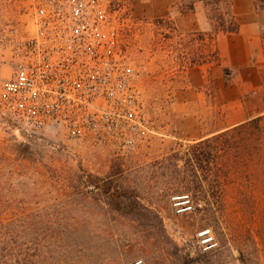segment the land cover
Instances as JSON below:
<instances>
[{
	"label": "rangeland",
	"instance_id": "1",
	"mask_svg": "<svg viewBox=\"0 0 264 264\" xmlns=\"http://www.w3.org/2000/svg\"><path fill=\"white\" fill-rule=\"evenodd\" d=\"M30 3L0 0V23L24 22ZM250 8L264 15L253 0H114L157 132L127 158L54 129L18 132L0 117V229L19 237L27 264H264V117L197 141L173 115L196 96L190 70L216 63L214 36ZM88 176L134 189L135 217L115 212ZM182 195L193 211L177 215L172 199ZM202 229L217 243L206 254L190 248Z\"/></svg>",
	"mask_w": 264,
	"mask_h": 264
},
{
	"label": "built area",
	"instance_id": "2",
	"mask_svg": "<svg viewBox=\"0 0 264 264\" xmlns=\"http://www.w3.org/2000/svg\"><path fill=\"white\" fill-rule=\"evenodd\" d=\"M120 36L114 0H31L24 22L0 23V117L18 132L54 129L132 155L157 132ZM172 205L193 211L188 195ZM216 246L209 229L190 241L199 254Z\"/></svg>",
	"mask_w": 264,
	"mask_h": 264
},
{
	"label": "crops",
	"instance_id": "3",
	"mask_svg": "<svg viewBox=\"0 0 264 264\" xmlns=\"http://www.w3.org/2000/svg\"><path fill=\"white\" fill-rule=\"evenodd\" d=\"M248 14L237 32L214 36L216 63L190 70L196 96L178 100L173 110L184 138L202 141L264 117V15L253 8Z\"/></svg>",
	"mask_w": 264,
	"mask_h": 264
},
{
	"label": "trees",
	"instance_id": "4",
	"mask_svg": "<svg viewBox=\"0 0 264 264\" xmlns=\"http://www.w3.org/2000/svg\"><path fill=\"white\" fill-rule=\"evenodd\" d=\"M211 1L206 0L208 4H211ZM253 2L256 11L264 13V0H253ZM232 21L233 27L228 30L222 29L223 32L238 31V24ZM88 183L105 198L115 212L122 216L133 218L140 209L137 192L132 188L123 187L116 178L108 176L106 179H100L88 176ZM12 235L0 229V264H27L25 247L21 244L19 237Z\"/></svg>",
	"mask_w": 264,
	"mask_h": 264
}]
</instances>
